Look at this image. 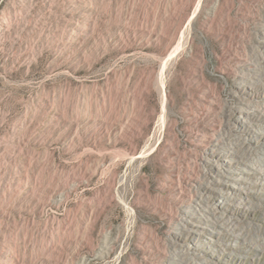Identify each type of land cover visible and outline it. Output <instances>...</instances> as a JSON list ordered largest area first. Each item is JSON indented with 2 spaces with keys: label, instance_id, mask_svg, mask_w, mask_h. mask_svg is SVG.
Returning <instances> with one entry per match:
<instances>
[{
  "label": "rangeland",
  "instance_id": "374dc122",
  "mask_svg": "<svg viewBox=\"0 0 264 264\" xmlns=\"http://www.w3.org/2000/svg\"><path fill=\"white\" fill-rule=\"evenodd\" d=\"M0 264H264V0H0Z\"/></svg>",
  "mask_w": 264,
  "mask_h": 264
},
{
  "label": "bare ground",
  "instance_id": "6f19581e",
  "mask_svg": "<svg viewBox=\"0 0 264 264\" xmlns=\"http://www.w3.org/2000/svg\"><path fill=\"white\" fill-rule=\"evenodd\" d=\"M226 166H228L227 164H226ZM234 169L231 167L230 169H229V171H227V173H229V176H232V174L230 173V171L232 172ZM238 170V169H237ZM228 177V176H227ZM228 179V178H227ZM229 179L230 180H232L233 179V183H229V180H227L226 181V183L227 184H232V185H234V184H236V183H238V180L240 179V176L239 175H234L232 178L231 177H229Z\"/></svg>",
  "mask_w": 264,
  "mask_h": 264
}]
</instances>
